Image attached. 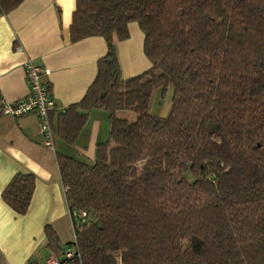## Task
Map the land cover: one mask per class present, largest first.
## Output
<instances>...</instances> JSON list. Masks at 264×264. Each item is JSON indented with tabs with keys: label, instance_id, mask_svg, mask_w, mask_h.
I'll return each instance as SVG.
<instances>
[{
	"label": "trees",
	"instance_id": "16d2710c",
	"mask_svg": "<svg viewBox=\"0 0 264 264\" xmlns=\"http://www.w3.org/2000/svg\"><path fill=\"white\" fill-rule=\"evenodd\" d=\"M22 1L0 0V16ZM131 22L151 65L125 79L114 38ZM69 32L101 36L106 54L82 98L56 124L50 113L52 130L72 143L94 108L109 134L93 162L56 154L73 239L46 226L49 252L60 264H264V0H75ZM169 86L170 111L151 114ZM33 189L19 172L1 197L24 214Z\"/></svg>",
	"mask_w": 264,
	"mask_h": 264
},
{
	"label": "crops",
	"instance_id": "0c3cea01",
	"mask_svg": "<svg viewBox=\"0 0 264 264\" xmlns=\"http://www.w3.org/2000/svg\"><path fill=\"white\" fill-rule=\"evenodd\" d=\"M75 0H23L0 16V106L28 95L24 66L27 60L49 70L41 79L51 86L56 124L63 108L78 102L93 81L97 60L106 54L101 36L70 40L69 27ZM129 36L114 38L121 76L130 78L150 67L143 52L144 35L136 22L128 25ZM169 88V87H168ZM164 91L152 93L155 102ZM158 114V113H156ZM108 114L90 109L72 143L54 134V150L45 147L33 113L20 117L0 112V264H45L49 255L44 228L51 226L61 243L73 239L71 216L60 181L56 154L93 162L95 146L107 140ZM32 173L34 189L24 214H17L1 193L16 173Z\"/></svg>",
	"mask_w": 264,
	"mask_h": 264
},
{
	"label": "built area",
	"instance_id": "2783aa9c",
	"mask_svg": "<svg viewBox=\"0 0 264 264\" xmlns=\"http://www.w3.org/2000/svg\"><path fill=\"white\" fill-rule=\"evenodd\" d=\"M25 80L28 86V95L19 100L3 102L0 112L11 117L33 113L38 122L42 143L45 147L54 150V132L50 123V112L55 108V101L47 83L41 79L42 75H48L49 70L27 60L24 66ZM71 251L65 252V257L70 258ZM45 264H60L54 253H49L45 258Z\"/></svg>",
	"mask_w": 264,
	"mask_h": 264
},
{
	"label": "rangeland",
	"instance_id": "374dc122",
	"mask_svg": "<svg viewBox=\"0 0 264 264\" xmlns=\"http://www.w3.org/2000/svg\"><path fill=\"white\" fill-rule=\"evenodd\" d=\"M172 92L173 89L171 86H169V88L166 91L165 97L161 96L160 100L157 102H155V98H154V100H152L150 113L157 116H166L171 108ZM117 117L126 118L129 121H133L136 118V113L132 110H121V111H117Z\"/></svg>",
	"mask_w": 264,
	"mask_h": 264
},
{
	"label": "water",
	"instance_id": "95a60500",
	"mask_svg": "<svg viewBox=\"0 0 264 264\" xmlns=\"http://www.w3.org/2000/svg\"><path fill=\"white\" fill-rule=\"evenodd\" d=\"M210 127H211V124H208L207 128L210 129Z\"/></svg>",
	"mask_w": 264,
	"mask_h": 264
}]
</instances>
